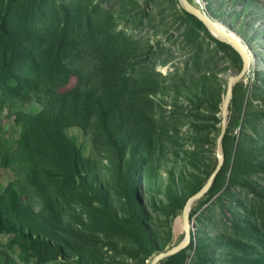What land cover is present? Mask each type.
Masks as SVG:
<instances>
[{
  "label": "rangeland",
  "instance_id": "obj_1",
  "mask_svg": "<svg viewBox=\"0 0 264 264\" xmlns=\"http://www.w3.org/2000/svg\"><path fill=\"white\" fill-rule=\"evenodd\" d=\"M74 3L85 23L109 30L116 43L129 51L128 73L136 74L139 70L156 73L160 88L155 95L154 112L159 136L153 152L128 178L125 172L128 167L118 171L106 145L101 143L96 150L79 128L66 129L84 155L95 161L96 180L101 187L97 190L106 194V205L93 194H84V189L70 194L51 185V200L59 209L63 224L68 225L59 231L65 239L77 244L78 251L54 240L51 252L46 253L45 245L0 232V264H149L156 253L182 241L184 202L217 164L220 123L214 120L208 100L216 84L224 91L228 76L239 72L241 58L231 46H221L189 21L178 0H74ZM192 3L211 21L243 41L250 63L244 77L233 85L221 142L224 161L216 175L215 187L190 205L192 243L190 239L187 247L168 264H246L247 257L252 263L262 261L264 0H192ZM46 7L49 23L51 16L54 21L61 20L62 14H56L53 5ZM48 21L41 20V24L48 25ZM204 73L208 77L204 86L191 83ZM74 83L71 78L68 87ZM185 84L190 85L188 90ZM191 90L197 94H189ZM14 104L11 109L0 108V138L9 139L12 146H16L21 131L13 123L12 111H36L38 106L33 98ZM216 116L220 117L219 113ZM130 161L131 157L127 163ZM16 178L24 201L38 210L41 205L38 193L28 186L25 173L18 167L0 166V193ZM116 214L122 219V227L115 226ZM132 223L155 240V248L142 247L137 242ZM71 228L81 236L70 232ZM191 244L193 248H188Z\"/></svg>",
  "mask_w": 264,
  "mask_h": 264
},
{
  "label": "trees",
  "instance_id": "obj_2",
  "mask_svg": "<svg viewBox=\"0 0 264 264\" xmlns=\"http://www.w3.org/2000/svg\"><path fill=\"white\" fill-rule=\"evenodd\" d=\"M60 1L59 4L56 0L0 3V108L11 109L14 102L24 99L33 98L38 103L36 111H12L13 123L21 131L16 146L9 139L0 138V166L22 170L41 204L34 210L19 192V179L8 182L0 193V232L45 245L46 253L51 252L54 240L78 251L77 244L65 239L59 231L68 225L63 224L62 215L51 200V185L70 194L84 189V194L89 192L106 205V194L97 190L101 187L96 180L95 161L84 155L66 129L79 128L96 150L99 144L106 145L118 171L128 167L125 171L128 178L153 152L159 136L154 112V99L160 88L156 73L140 70L128 73L129 51L116 43L114 35L92 22L85 23L74 0ZM50 5L56 14H62L61 20L54 21L51 16L49 23L46 6ZM181 10L207 37L230 48L213 37L195 16L182 7ZM41 20L49 24H41ZM71 78L75 83L68 87ZM207 80L204 73L191 83L204 86ZM189 86L185 84L187 90ZM225 90L226 86L223 91L216 84L208 100L217 123L221 121L216 114L220 115L221 94ZM188 93L195 96L197 91ZM129 157L132 161L127 163ZM216 179L215 176L208 192L214 189ZM204 183H198L193 193ZM115 226H123L117 214ZM130 226L142 247H156L155 240L144 229L133 223ZM70 232L80 235L72 228ZM188 248H193L192 244ZM174 255L157 264H168ZM261 258L262 261L252 263L247 257L246 264H263L264 257Z\"/></svg>",
  "mask_w": 264,
  "mask_h": 264
},
{
  "label": "water",
  "instance_id": "obj_3",
  "mask_svg": "<svg viewBox=\"0 0 264 264\" xmlns=\"http://www.w3.org/2000/svg\"><path fill=\"white\" fill-rule=\"evenodd\" d=\"M181 7L186 10L191 15L195 16L198 20H200L204 26L207 28V30L219 41L225 42L229 44L239 55L241 58V68L239 72L232 73L227 78V85L226 90L222 98L221 106H220V133L218 135L217 141H216V151L215 156L217 158V164L214 168V170L211 172L205 183L192 195H190L182 208V226L184 231V237L182 241H180L177 245L163 250L156 253L152 259L150 260L149 264H157L159 260L172 256L176 254L177 252L181 251L182 249L186 248L187 245L190 242L191 239V230H190V217H189V211H190V205L202 198L207 191L209 190L210 186L213 183V180L217 173L219 172L223 161L224 156L222 154V148H221V142L223 139V136L226 132V126H227V115H228V108L229 103L232 98V90L233 85L240 81L244 75L248 71L249 67V57L244 49L243 45L236 40L234 37L223 31L218 25L215 24V22L211 21L199 8H197L191 1L189 0H178Z\"/></svg>",
  "mask_w": 264,
  "mask_h": 264
},
{
  "label": "bare ground",
  "instance_id": "obj_4",
  "mask_svg": "<svg viewBox=\"0 0 264 264\" xmlns=\"http://www.w3.org/2000/svg\"><path fill=\"white\" fill-rule=\"evenodd\" d=\"M221 28V27H220ZM222 29V28H221ZM223 31H225L226 33H228L229 35H231L232 37H234L236 40H238L241 44H242V40H240L237 36H235L234 34L230 33L229 31H227L226 29H222ZM242 41V42H241ZM243 45V44H242ZM244 49L245 46L243 45ZM246 50V49H245ZM249 57V56H248ZM249 62H250V57H249Z\"/></svg>",
  "mask_w": 264,
  "mask_h": 264
}]
</instances>
